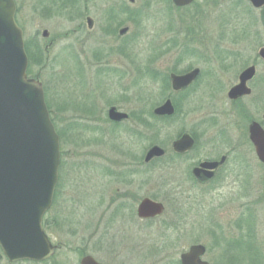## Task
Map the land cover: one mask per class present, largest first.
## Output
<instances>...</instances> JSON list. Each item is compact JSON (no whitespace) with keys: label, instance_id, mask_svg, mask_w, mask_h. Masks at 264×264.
<instances>
[{"label":"rangeland","instance_id":"374dc122","mask_svg":"<svg viewBox=\"0 0 264 264\" xmlns=\"http://www.w3.org/2000/svg\"><path fill=\"white\" fill-rule=\"evenodd\" d=\"M14 3L24 48L27 43L33 54L27 77L42 86L62 136L54 202L42 219L49 222L45 232L57 249L40 263H10L0 250V264H79L84 254L104 264H177L180 253L194 244L207 248L204 259L210 264H245L243 252L229 247L232 242L250 246L256 258L259 253L257 264H264V166L246 138L249 122H261L264 114V60L258 56L264 9H253L246 0H196L180 10L167 0ZM82 10L98 20L90 30L86 22L81 25ZM108 13H119V19L105 26L102 15ZM120 27H129L123 37L117 34ZM108 28H114L112 35ZM252 64L251 96L230 101L228 90ZM196 67L201 75L192 87L172 92L170 71ZM167 97L180 104L182 114L171 126H159L154 141L137 119L150 103ZM110 106L130 120L109 123ZM192 131L195 148L175 156L172 141ZM152 145L170 156L151 166L148 182L150 168L142 159ZM226 152L228 161L210 185L188 180L194 163ZM157 182L166 184L169 195L156 200L165 212L140 220L139 201L163 195Z\"/></svg>","mask_w":264,"mask_h":264},{"label":"water","instance_id":"95a60500","mask_svg":"<svg viewBox=\"0 0 264 264\" xmlns=\"http://www.w3.org/2000/svg\"><path fill=\"white\" fill-rule=\"evenodd\" d=\"M176 5L191 0H172ZM255 8L264 6V0H248ZM14 0H0V247L9 262L45 261L55 252L42 227V219L52 205L58 182L60 166L59 136L50 120L40 83L26 75L28 59L24 50L22 30L16 25ZM91 28V20L88 19ZM127 29H122L124 34ZM46 35V32H44ZM264 60V47L259 50ZM195 68L182 75H170L173 91L188 88L199 76ZM256 69L249 66L239 75V82L227 92L231 101L250 96L247 83L254 78ZM175 108L166 99L153 110L157 117H171ZM108 120L119 123L129 118L112 106ZM264 121V115L262 116ZM249 139L258 159L264 164V129L256 121L248 126ZM194 139L183 133L172 142V151L184 154L194 147ZM165 149L153 145L143 158L148 164L165 155ZM225 160L201 163L193 174L201 183L213 176V171ZM164 205L150 198H143L136 209L138 218L161 216ZM206 247L191 245L179 259L181 264H209L202 257ZM80 264H99L92 256L81 258Z\"/></svg>","mask_w":264,"mask_h":264},{"label":"trees","instance_id":"16d2710c","mask_svg":"<svg viewBox=\"0 0 264 264\" xmlns=\"http://www.w3.org/2000/svg\"><path fill=\"white\" fill-rule=\"evenodd\" d=\"M25 51H26V53H27V56H28V58L31 60V56L33 55L32 54V52L29 50V48H28V45H27V43L25 44ZM189 70V69H188ZM29 72H27L28 73V75H30V70H28ZM173 72H175V71H173ZM165 96V93L162 95V98ZM161 98V99H162ZM155 102V101H154ZM154 102H152V103H150V105H151V109H152V107L153 106H157V105H159V103L157 104V102L156 103H154ZM240 102V101H239ZM48 104V103H47ZM174 105H175V107H176V114L173 116V117H171V118H157V117H155V116H153V114H152V110L150 109L148 112H147V114L145 115V116H143L142 117V119H144V120H146L147 121V123L145 124V125H143L142 127H144L145 129H147L148 128V137L151 139V140H158V138H159V136H160V134H159V131H158V127L159 126H171L173 123H175L179 118H180V116H181V114H182V110H181V108H180V104L179 103H177V101L175 100V103H174ZM48 106V105H47ZM241 112H242V114H241V116L243 117V118H245V119H249V117L247 116L248 114H247V111H246V109L245 108H242L241 109ZM52 119V122L54 123V125H55V127H56V129H57V125L55 124V121H54V119L53 118H51ZM144 122H143V120H142V124H143ZM152 123V124H151ZM147 124H150V125H147ZM223 132H225V131H221V133L223 134ZM57 133H58V135H59V137H60V139L62 138V136H61V132H60V130H58L57 129ZM191 134L193 135V136H195L196 137V135H197V133L195 132V131H192L191 132ZM167 156H170V155H167ZM166 156V157H167ZM164 159V158H163ZM163 159H160V160H155V161H153L152 163H150L149 165H144L143 163H142V165L146 168V167H149L150 168V171L149 172H147L146 173V175H147V177H146V179L145 180H147L148 181V179H149V177H150V175L151 174H154V168H152L151 169V166L153 165L154 166V164L155 163H157V162H159V161H161V160H163ZM149 182V181H148ZM158 184H160V186H159V188L161 189V191L163 192V195H161L160 193H152L151 195H150V197L152 198V199H159V198H163V199H165V200H169L168 199V197H169V195L168 194H165V192H164V188H165V183L164 182H157ZM143 184H145V181H144V183ZM55 196V195H54ZM54 202V201H53ZM46 221V219L43 221V227H44V229L46 230V229H48L49 228V222H45ZM233 243H235V244H233ZM235 247V250H239L240 252H243V255H244V257H243V261H244V263L245 264H257V258H258V255H259V253H257V258H256V253H252V250H251V248H250V246H246L245 244H243V243H239V242H232L230 245H229V247ZM235 261V260H234ZM232 263H233V260H232ZM231 263V264H232Z\"/></svg>","mask_w":264,"mask_h":264},{"label":"flooded vegetation","instance_id":"af4514ba","mask_svg":"<svg viewBox=\"0 0 264 264\" xmlns=\"http://www.w3.org/2000/svg\"><path fill=\"white\" fill-rule=\"evenodd\" d=\"M85 2L87 1V0H84ZM170 4H171V6H172V8H174V9H176V10H180V9H187V8H192L194 5H195V1L196 0H192V2L191 3H189V4H184V5H181V6H178V5H176V6H174L175 4L172 2V0H167ZM128 2L130 3V4H132V3H134V0H128ZM112 7H114V6H112ZM114 8H119L120 9V7H114ZM197 9V8H196ZM193 10V9H192ZM85 11H86V8H85ZM84 10H82V13H83V15H82V18L80 19V21H81V25H83L84 26V22H86L85 24L87 25V29H88V24H89V21H88V19H90L91 20V28H93V26H94V24L96 23H98V20H97V18L96 17H94L93 16V18L92 17H90L89 16V12H86V13H84L85 12ZM107 11H109V10H107ZM113 12H115V11H113ZM117 12H119V11H117ZM119 13H116V14H113V13H108L107 15H102L103 17H102V19H104V20H106V21H104V23H105V26H108V25H111V24H113V23H115L116 21H118V19H119V15H118ZM140 14H142V12H139L137 15H140ZM119 25H120V22L118 23ZM79 28H80V26H79ZM122 29H127V31L124 33V34H120V31L122 30ZM90 30V29H89ZM128 30H129V27H120V28H118V31H117V34H118V36L119 37H123V36H125L127 33H128ZM113 31H114V28H108L107 29V31H106V33L108 32V35H112L113 34ZM255 65V64H254ZM256 66V65H255ZM120 110V109H119ZM107 116V115H106ZM130 120V119H129ZM128 120V121H129ZM107 121H108V119H107ZM135 122H136V120H134ZM137 121L139 122L138 124H139V126L142 128V110H141V113H140V119H137ZM109 122V121H108ZM127 122V121H126ZM109 123H111V122H109ZM122 123H125V122H122ZM122 123H119V124H122ZM112 124H113V122H112ZM247 138V140H248V136L246 137ZM248 143L250 144V147L252 148V151H253V154H254V156L256 157V159L258 160V158H257V156H256V154H255V150H254V148H253V146H252V144L250 143V141L248 140ZM192 152V151H191ZM188 153H190V152H188ZM188 153H185V154H183V155H181V156H184V155H186V154H188ZM180 156V157H181ZM225 157V160H224V162L221 164V165H219L217 168H215L214 169V171H213V176L210 178V180L209 181H207V182H205V183H201L199 180H198V178L193 174V169L194 168H199V166H200V164L201 163H203V162H216V161H219L220 160V158H222V157ZM228 157H229V153L228 152H226L225 154H222V155H220L218 158H213V159H204V160H200V161H198V162H196V163H194L191 167H190V169L188 170V172H187V176H188V180L190 179V181H192V183L194 184V185H196V186H198V187H206V186H208V185H210L217 177H219V175H220V173H221V169H222V167L223 166H225L226 165V163H227V161H228ZM157 217H154V218H152V219H156ZM140 220H142V219H140ZM86 254H84V255H82L81 256V258L83 257V256H85ZM93 257V256H92ZM93 259L96 261V262H98L99 264H104L102 261H100L98 258H96V257H93ZM80 260V259H79ZM124 264V263H123Z\"/></svg>","mask_w":264,"mask_h":264}]
</instances>
